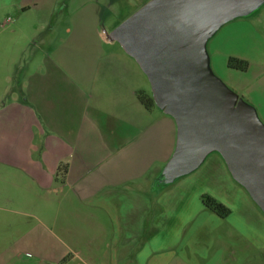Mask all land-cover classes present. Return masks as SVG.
Instances as JSON below:
<instances>
[{
    "label": "crops",
    "instance_id": "obj_1",
    "mask_svg": "<svg viewBox=\"0 0 264 264\" xmlns=\"http://www.w3.org/2000/svg\"><path fill=\"white\" fill-rule=\"evenodd\" d=\"M116 26L101 0H0V264H264V212L220 152L159 181L178 126L138 100ZM224 74L264 120V3L224 23Z\"/></svg>",
    "mask_w": 264,
    "mask_h": 264
},
{
    "label": "water",
    "instance_id": "obj_2",
    "mask_svg": "<svg viewBox=\"0 0 264 264\" xmlns=\"http://www.w3.org/2000/svg\"><path fill=\"white\" fill-rule=\"evenodd\" d=\"M264 0H148L111 32L140 65L153 100L178 126L159 181L196 169L211 151L264 212V125L254 108L211 71L204 39Z\"/></svg>",
    "mask_w": 264,
    "mask_h": 264
},
{
    "label": "rangeland",
    "instance_id": "obj_3",
    "mask_svg": "<svg viewBox=\"0 0 264 264\" xmlns=\"http://www.w3.org/2000/svg\"><path fill=\"white\" fill-rule=\"evenodd\" d=\"M146 1L148 0H101L106 23L118 25L146 3ZM204 42L205 46L207 45V50L210 55L209 66L211 71L226 85L224 81V79H226V75L224 74V23H222L211 35L207 36ZM30 54H28V57H30ZM227 87L230 88L231 86L228 85ZM245 101L247 100L245 99ZM258 120L264 125V120L261 117H258Z\"/></svg>",
    "mask_w": 264,
    "mask_h": 264
},
{
    "label": "trees",
    "instance_id": "obj_4",
    "mask_svg": "<svg viewBox=\"0 0 264 264\" xmlns=\"http://www.w3.org/2000/svg\"><path fill=\"white\" fill-rule=\"evenodd\" d=\"M227 66L231 69L239 70V71H245L248 67V62L243 59L235 58V57H229L227 60ZM138 100L143 104L144 107L150 108L154 105L152 97L139 92L137 94ZM58 173H60L61 178L64 177L66 173V165L60 164L58 166ZM202 202L204 205L209 208L211 211L216 213L217 215L221 217H225L229 213V209L223 205L222 203L218 202L216 199L209 195H203L202 196Z\"/></svg>",
    "mask_w": 264,
    "mask_h": 264
}]
</instances>
